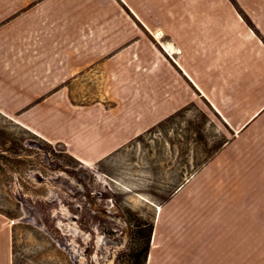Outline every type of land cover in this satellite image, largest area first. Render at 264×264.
I'll list each match as a JSON object with an SVG mask.
<instances>
[{"label":"crops","instance_id":"0c3cea01","mask_svg":"<svg viewBox=\"0 0 264 264\" xmlns=\"http://www.w3.org/2000/svg\"><path fill=\"white\" fill-rule=\"evenodd\" d=\"M236 2L0 0V114L85 165L208 109L215 131L193 120L191 175L145 264H264V0ZM174 200L189 207L168 212Z\"/></svg>","mask_w":264,"mask_h":264},{"label":"rangeland","instance_id":"374dc122","mask_svg":"<svg viewBox=\"0 0 264 264\" xmlns=\"http://www.w3.org/2000/svg\"><path fill=\"white\" fill-rule=\"evenodd\" d=\"M205 112H180L90 165L0 114V212L13 264H136L157 213L191 175L193 120L215 131ZM183 202L168 212L186 211Z\"/></svg>","mask_w":264,"mask_h":264},{"label":"trees","instance_id":"16d2710c","mask_svg":"<svg viewBox=\"0 0 264 264\" xmlns=\"http://www.w3.org/2000/svg\"><path fill=\"white\" fill-rule=\"evenodd\" d=\"M27 130V129H26ZM29 131V130H27ZM30 132V131H29ZM2 213V212H1ZM153 228V225L150 227V234H151V230ZM150 234H149V238L148 241L146 243V245L144 246V248H142V250L139 252H135L133 254V257L136 259L137 263L136 264H145V259H146V253H147V249H148V245H149V241H150ZM140 257H143V259L140 261Z\"/></svg>","mask_w":264,"mask_h":264}]
</instances>
